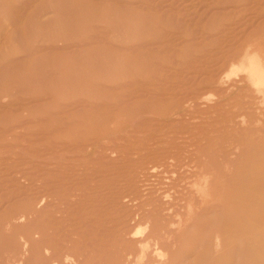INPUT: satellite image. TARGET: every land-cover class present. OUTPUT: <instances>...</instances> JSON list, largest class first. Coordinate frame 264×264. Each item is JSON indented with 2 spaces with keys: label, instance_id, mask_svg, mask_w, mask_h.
<instances>
[{
  "label": "rangeland",
  "instance_id": "1",
  "mask_svg": "<svg viewBox=\"0 0 264 264\" xmlns=\"http://www.w3.org/2000/svg\"><path fill=\"white\" fill-rule=\"evenodd\" d=\"M0 29V264L115 263L123 181L159 155L139 149L205 132L232 66L264 59V0H0ZM239 137L235 167L258 138ZM199 223L180 248L213 230Z\"/></svg>",
  "mask_w": 264,
  "mask_h": 264
},
{
  "label": "bare ground",
  "instance_id": "2",
  "mask_svg": "<svg viewBox=\"0 0 264 264\" xmlns=\"http://www.w3.org/2000/svg\"><path fill=\"white\" fill-rule=\"evenodd\" d=\"M256 49L246 50L225 76H242L238 78V85L247 90L242 91L238 85L230 86L219 93L218 99L224 101L223 104L206 107L218 112L208 120L211 124L207 130H212H205L198 137L193 136L194 139H183L182 144H177V135H173L166 141L157 140L150 149H139L135 156H141L140 152L159 155L144 168L138 183L129 179L123 181L125 190L126 187L131 189L130 193L127 189L128 194L123 197L135 203V210L112 219L116 246L120 250L119 259L112 264H264V59L261 51L259 55L258 51H253ZM245 120L247 128H241L240 122ZM221 132L226 134L221 135ZM212 133L216 135L211 136ZM240 135L258 138L257 143L251 138L247 140V148L251 150L248 160L235 167L242 145L236 140ZM230 165L234 167V174L227 184L223 169ZM197 219L205 228L211 226L213 230L201 233L186 245L182 241L185 246L180 248L177 238L180 229L184 230L190 221ZM130 221L142 223L144 230L130 232L126 225ZM58 264L88 262L82 256L81 259H64Z\"/></svg>",
  "mask_w": 264,
  "mask_h": 264
}]
</instances>
